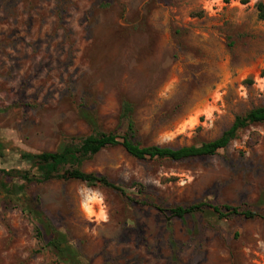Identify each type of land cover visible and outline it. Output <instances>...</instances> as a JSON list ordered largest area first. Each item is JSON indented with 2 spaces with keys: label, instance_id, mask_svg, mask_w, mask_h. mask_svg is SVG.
Returning <instances> with one entry per match:
<instances>
[{
  "label": "rangeland",
  "instance_id": "374dc122",
  "mask_svg": "<svg viewBox=\"0 0 264 264\" xmlns=\"http://www.w3.org/2000/svg\"><path fill=\"white\" fill-rule=\"evenodd\" d=\"M259 4L0 0V183L25 184L19 152H54L88 136L82 110L100 131L122 137L123 104H131L142 147L218 139L236 117L264 106ZM202 107L211 114L179 131ZM82 170L126 196L54 180L25 184L13 199L0 186V264H62L36 231L33 201L88 264H264V123L242 129L213 156L137 160L116 146ZM201 202L257 217L168 212ZM87 205L103 217L87 218Z\"/></svg>",
  "mask_w": 264,
  "mask_h": 264
},
{
  "label": "trees",
  "instance_id": "16d2710c",
  "mask_svg": "<svg viewBox=\"0 0 264 264\" xmlns=\"http://www.w3.org/2000/svg\"><path fill=\"white\" fill-rule=\"evenodd\" d=\"M259 18L264 19V6L258 5ZM132 112L131 104L124 102L122 118L127 122V132L122 137L113 133H105L99 130L96 120L85 110H82L81 117L90 125L91 132L88 136L73 140L64 144L54 152L26 153L19 152L18 160L28 166V170L18 171L25 184L47 183L54 180L77 181L88 187H102L118 192L126 196V191L110 182L106 177L93 173H86L82 170L83 164L108 147L120 146L132 158L137 160H168L180 162L184 160L202 158L215 155L219 150L225 149L234 140L239 131L254 125L264 123V106L253 109L243 116H238L232 126L226 130L218 139L203 143L199 146L181 148H169L160 146L142 147L134 141L133 122L130 118ZM8 174V173H7ZM25 184L8 186L0 183V186L7 195L23 197ZM23 201V199L21 200ZM33 201V200H32ZM31 219L35 223L36 231L46 241L49 250L62 264H88L81 255L69 243L66 236L57 231L49 219L40 211L37 203L27 206ZM159 211L161 208L156 207ZM204 209H211L219 217L230 215H241L246 219L257 217L249 211H239L236 207L224 205L221 207L211 206L205 202L194 204L188 207H174L168 210L171 217L184 218L186 215L202 213ZM49 236V237H48Z\"/></svg>",
  "mask_w": 264,
  "mask_h": 264
},
{
  "label": "bare ground",
  "instance_id": "6f19581e",
  "mask_svg": "<svg viewBox=\"0 0 264 264\" xmlns=\"http://www.w3.org/2000/svg\"><path fill=\"white\" fill-rule=\"evenodd\" d=\"M211 112H212V109L210 107H202L199 110L194 111L193 114L188 118V120L185 121L179 127V131H183L186 128L193 127L197 123L200 115L209 116L211 114ZM86 216L89 219H92V218L99 219V218L103 217V213L102 212L94 213L92 206L87 205L86 206Z\"/></svg>",
  "mask_w": 264,
  "mask_h": 264
}]
</instances>
